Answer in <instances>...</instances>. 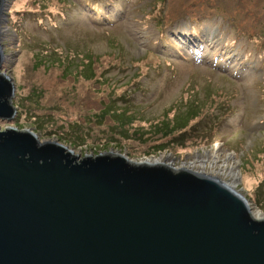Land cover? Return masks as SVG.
Here are the masks:
<instances>
[{
	"label": "rangeland",
	"instance_id": "374dc122",
	"mask_svg": "<svg viewBox=\"0 0 264 264\" xmlns=\"http://www.w3.org/2000/svg\"><path fill=\"white\" fill-rule=\"evenodd\" d=\"M3 9L0 71L17 111L1 128H30L80 156L187 162L264 217V0H3ZM181 116L182 134L161 135Z\"/></svg>",
	"mask_w": 264,
	"mask_h": 264
},
{
	"label": "water",
	"instance_id": "95a60500",
	"mask_svg": "<svg viewBox=\"0 0 264 264\" xmlns=\"http://www.w3.org/2000/svg\"><path fill=\"white\" fill-rule=\"evenodd\" d=\"M15 89L0 71V119ZM0 264H264V217L215 176L0 127Z\"/></svg>",
	"mask_w": 264,
	"mask_h": 264
},
{
	"label": "trees",
	"instance_id": "16d2710c",
	"mask_svg": "<svg viewBox=\"0 0 264 264\" xmlns=\"http://www.w3.org/2000/svg\"><path fill=\"white\" fill-rule=\"evenodd\" d=\"M85 57H86V59H90V57L88 56V55H86L85 54ZM92 73L93 72H91V75H92ZM124 110H121V111H118V115H119V113H122ZM110 112L111 113H114V110L113 109H110ZM100 114V116H102V117H105L107 114L109 115V113H106V110H105V107L101 110V112L99 113ZM174 118V117H173ZM173 118H172V121L170 122V123H168L167 125L166 124H163V123H161L159 126H162V125H165V127L164 128H160V129H158V130H160L162 133H161V135L162 134H164V130H170L171 132H174V131H178V130H181L180 131V134H182V130H184V128L187 126V123H188V121H189V118L188 117H186V118H184L183 120H182V116L180 117V118H177L175 121L173 120ZM123 121H121V120H117L116 121V124H117V126H119V129H120V131L123 129V127L122 126H124L125 125V123L126 122H124V123H122ZM157 130V131H158ZM168 134H170V132L168 131ZM173 135H175V133H173Z\"/></svg>",
	"mask_w": 264,
	"mask_h": 264
},
{
	"label": "bare ground",
	"instance_id": "6f19581e",
	"mask_svg": "<svg viewBox=\"0 0 264 264\" xmlns=\"http://www.w3.org/2000/svg\"><path fill=\"white\" fill-rule=\"evenodd\" d=\"M4 53V52H3ZM149 161V160H148ZM156 161V160H155ZM149 162H151V161H149ZM189 166V164L186 162V164L183 166V167H188ZM233 168H234V166H232L230 169H229V173H230V175L233 177V178H237L238 177V173H237V171H235V170H233ZM201 173V172H200ZM252 215L254 216V217H257L256 215H254V213H252Z\"/></svg>",
	"mask_w": 264,
	"mask_h": 264
}]
</instances>
